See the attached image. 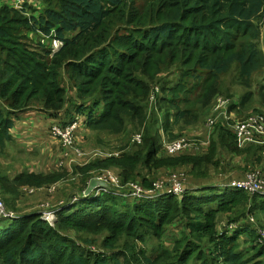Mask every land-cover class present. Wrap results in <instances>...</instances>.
I'll return each instance as SVG.
<instances>
[{
	"label": "trees",
	"instance_id": "obj_1",
	"mask_svg": "<svg viewBox=\"0 0 264 264\" xmlns=\"http://www.w3.org/2000/svg\"><path fill=\"white\" fill-rule=\"evenodd\" d=\"M22 1L0 0V164L15 141L17 117L38 110L53 120L50 129L82 121L87 130L120 136L116 152L73 167L78 195L93 171L106 168L116 169L121 185L133 181L149 188L173 172L207 178L209 168L219 164L222 170L224 154L242 157L252 169L264 166V144L238 147L221 122L206 150L176 156L164 150V138L177 139L182 127L198 122L197 115L189 117L190 97L212 95L233 66L241 94L231 99L229 112L263 113L264 0H43L37 15L18 7ZM28 33L62 45L52 52ZM61 76L72 81L70 89ZM191 81L200 82L199 93ZM134 132L141 140L129 148ZM13 166H0V198L16 213L23 187L48 188L70 175L65 168L13 172ZM161 170L169 172L162 176ZM108 195L64 200L54 226L36 211L0 221V264H264L259 225L230 230L224 227L230 222L222 221V231L216 229L223 213L264 214V196L186 182L181 196ZM179 223L183 231L170 235L168 225ZM94 237L102 250L91 245ZM128 239L147 248L116 252Z\"/></svg>",
	"mask_w": 264,
	"mask_h": 264
},
{
	"label": "rangeland",
	"instance_id": "obj_2",
	"mask_svg": "<svg viewBox=\"0 0 264 264\" xmlns=\"http://www.w3.org/2000/svg\"><path fill=\"white\" fill-rule=\"evenodd\" d=\"M42 6H43V0H24V1H22V3H20L18 5V7L24 8L25 12H26V10L28 13L35 12L34 13L35 15L42 13V11L44 10V7L42 8ZM27 36H28V38L33 39V41H43L46 44V46L50 47L52 38H44L42 35L38 36L36 34H31V33H28ZM237 74H238V71H237L236 67L233 66L229 72L225 73L224 75H222L219 78L218 85L215 87V89H213L215 92L212 93V95H211V93L209 94V96H208V94H206L204 96L205 98L203 101L196 100L194 97H190L189 101L186 103L187 109L190 111L189 117L191 118V116L197 115L196 118L198 119V122H196L192 125H189V126L182 127L181 130L185 129V131H184V133H182L179 136V138L177 137V139L186 140L190 144V146H192V149L194 150V152H199L201 150V145H203L204 143L207 144L206 147H208V145L210 143L211 136L213 134L212 133L213 128L210 129L207 126L206 120H207V118L212 116L213 107L215 108L216 103H217V99L218 98H226V99H229L231 101V99H236L238 97V95L241 94V92H237L238 89H236V87H235V84H236L235 79H236ZM176 76H177V74L170 75L171 78H175ZM257 76H259V75L253 76V82H252L253 86L257 85L256 84ZM60 82L62 83V85H64V87H67L68 89H70L72 86V81H68V79L64 78L63 76L60 77ZM191 83L195 85L196 93H199L200 91H199L198 87H200V82L191 81ZM220 85L223 86V87H221V89H220ZM218 91H220L221 93H217ZM232 94H234V98H233ZM195 95H193V96H195ZM183 105L185 106V104H183ZM36 107H38V106H36ZM256 107H259V106L256 105ZM33 112L36 114L37 117L40 118V120H37V124H40V125L36 126V128L38 129V133H34L33 136L29 137L26 145L24 143L18 141V140L13 141L7 150L8 155H7L6 161H8V163H11L14 165L13 169H12L13 172L25 170V168H27V164L31 163V162L33 163V166H30V169H34L37 171L47 170L48 172H50V171L60 170L62 168H65L66 170L69 171L70 175L67 176L65 180L63 179V180L59 181L58 183L52 184L48 188L41 187V188L47 189L48 192H47V194L40 196V198H41L40 205L39 204L36 205L33 203L32 204L21 203L18 205L22 208L21 209L18 208L17 213L24 214V213L30 212V211H36L38 213L40 212V215H41L42 219L44 220L45 215H43V214L58 210L60 207H62V205L65 204L64 200L67 201L69 198V200L72 201L75 196L76 197L81 196V195L77 194L81 188V183L78 180L79 175L78 174H75V175L72 174L73 167L75 165H82L83 162H86V161L88 162L89 160H91L97 156L105 157L107 155L109 156L110 152H112V151L116 152L117 150H114L113 146L117 145L119 143L120 136H118V135H106L104 133H97V132H94L91 130H87L86 128H84V125H82V121H79L80 123L78 124L77 130L75 132L74 144L72 146H64L59 140L54 138L50 133V130H51L50 126L52 124L50 117H48L46 115V113L38 112V110H33ZM250 114H251V112L249 111L247 113V115H245V116H243V114H242V115H239V118H233L234 120H231L229 125L230 126L233 125L235 120H243V119L247 118ZM44 118L47 121V125H46V122L43 121ZM80 120H82V118H80ZM217 123H220L219 120L217 121ZM78 130H79V133H77ZM136 133H139V132H134L130 136L129 148L133 144V141H131V140H132L133 136L136 135ZM79 136H80V138L78 140ZM162 136H163V134H162ZM231 138L234 141L233 134L231 135ZM126 139H127V136L125 137L124 142L126 141ZM172 140H175V139L169 140L167 138H164L165 142L166 141L169 142ZM24 145H25V147H24ZM22 147H23V149H22ZM26 148H27V152L25 150ZM48 150H51V151L48 152ZM180 153H178L177 155H180ZM49 154H53L56 158L50 157ZM174 156H176V155H174ZM223 156H224V158H228V155H226V154H224ZM0 160H3V158L0 157ZM232 162L236 163L237 165H240L241 168L240 169L231 168V169H227V170L223 171V170H220V165L218 164V169H214V168L208 169V173H207L208 177L207 178H204V179L199 178V180L187 178L186 183H187L188 187L194 186L197 184L205 185V186H208V185H215L216 186L219 183H222L223 180H226V179H224V178H226L225 176H228V175L234 174V173L239 174L241 172V170H244L245 173L249 171L245 168L243 169L242 168L243 163L240 164L239 162H236V158ZM3 165H4V161L1 162L0 166H3ZM225 166H226V164L224 162L221 168L224 169ZM104 170H106L105 172H107V171L113 172L116 176H118L116 174V169H114V168L100 169L97 171H93L92 173L95 177V176L101 174L102 171H104ZM168 172H169L168 170H161L159 172V174L162 176H166ZM44 173H47V172H44ZM242 174L243 173L239 174L240 178L243 176ZM94 177H92V178H94ZM164 178H166V177H164ZM240 178H238V179H240ZM234 180H237V179H234ZM130 182H132V181H130ZM220 187L223 188V186H220ZM25 188L26 189H32V190L40 189V187L39 188H32V187L27 188V187H25ZM228 188L229 189H235L234 187H232V188L228 187ZM235 190H237V189H235ZM94 193L95 192L92 191L88 195L89 198L94 196ZM27 195H30V194L23 193V195L21 196V198H23V202L26 201L25 199H26ZM106 195H108V194L102 193L101 197H104ZM189 197H190V195L188 194L187 199H189ZM59 202H62V204H58ZM126 203H132V202H131V200H129ZM257 212H258V214H262L264 216L262 211H257ZM257 212H254V215H252V217L254 219V223L248 224V225L254 226L255 224H257L260 227L257 226L256 229L261 228L264 230V217L259 216L257 214ZM55 217H56V219L54 218L55 220L53 219V221H48V220H46V221L51 226H54L56 221L58 220V213H55ZM239 218H241L240 220H244V222H246L248 216H246V214L243 215L241 209L237 210L236 215H234V216L232 213H226V214L223 213V216L220 217L219 221L217 222V227L223 226V223H221L222 221H224V223H225V221L230 222V223H234V220H235V222H237L236 219H239ZM3 223L4 222H0V227L3 226ZM217 227H216L217 231L218 230L222 231L221 227H220V229H218ZM176 228H177L178 232L181 233L183 231L184 225L179 223L178 227L176 226L174 228H171L168 225L167 231L168 232L170 231L169 234L171 235V234L175 233ZM70 234L73 235L74 232L71 231ZM94 238L96 240V243L91 244V245L95 248L101 249V247L99 245L100 244V237H94ZM165 240L166 239L164 236V242H165ZM124 241L122 240V242H124ZM167 242L169 245L174 241L170 240ZM125 244L126 245L124 247H120V246L116 247L115 251L117 252V251L124 250V249L128 250L130 248V246H132V245L136 246V249L140 250V251L143 248H147L146 245H142L139 241H137V240L133 241L132 239H128ZM130 252H131V250H130Z\"/></svg>",
	"mask_w": 264,
	"mask_h": 264
},
{
	"label": "built area",
	"instance_id": "obj_3",
	"mask_svg": "<svg viewBox=\"0 0 264 264\" xmlns=\"http://www.w3.org/2000/svg\"><path fill=\"white\" fill-rule=\"evenodd\" d=\"M61 41L52 38L50 48L52 52L57 51L61 47ZM158 88L155 87V92ZM231 101L226 98H218L215 108L213 107V114L207 118V126L212 129L218 120H230L231 117L228 114L229 105ZM79 122L73 121L68 123L66 126L53 125L51 127V135L59 140L64 146H72L75 140V132L77 130ZM234 141L238 147H243L246 144H264V113L257 112L250 114L243 120H235L231 126ZM141 137L136 134L132 141L140 142ZM190 144L184 139H175L164 144V150L169 155H176L184 151ZM264 156V151H263ZM102 171L101 174L95 176L103 182H106V187H98L94 190V196L98 194H119L123 197L131 198H143V199H154L164 194H173L181 196L185 190L186 178L183 173L173 172L168 177L156 180L151 184V187L144 188L138 182H128L125 185H121L119 178L110 171ZM228 187H234L238 190H243L252 195L264 196V166L257 167L244 173L240 179L233 180L231 183L225 185ZM93 197V196H92ZM89 196H85L82 192L80 197H74L73 202L76 200H85ZM71 201V203H72ZM70 203V204H71ZM62 204V202H61ZM57 211V210H56ZM56 211L45 213L44 220L53 221ZM40 213V212H39ZM22 214L7 210L3 200L0 198V221L4 219H14L21 217ZM54 219V220H55ZM254 223L253 217L247 218L246 222L230 223L224 225V227L234 230L237 227L249 226L248 224ZM221 227V226H220ZM219 227V229H220ZM222 229V227H221ZM259 234L258 241L264 242V230L261 228L257 229Z\"/></svg>",
	"mask_w": 264,
	"mask_h": 264
},
{
	"label": "crops",
	"instance_id": "obj_4",
	"mask_svg": "<svg viewBox=\"0 0 264 264\" xmlns=\"http://www.w3.org/2000/svg\"><path fill=\"white\" fill-rule=\"evenodd\" d=\"M259 106V105H258ZM261 107V106H259ZM262 111L264 113V107H262ZM228 114L230 115L231 119L230 120H219V122H221V124L223 126H226L227 125V128L231 129L232 131V128L231 126L229 125L231 120H234L233 118H239V116H237L236 114L232 113L231 111L228 112ZM37 120H40L39 117L36 116V114L34 112H27L25 114H22L20 115L19 117H17L16 121H15V126L14 128L12 129V134L15 138V140H18L22 143H24L26 145L27 141H28V138L33 136L34 133H38V129L36 128V126L40 125V124H37ZM44 122H46V125H47V121L46 119L44 118L43 119ZM51 121L53 122V120L51 119ZM50 121V122H51ZM80 136L78 137V140H79ZM24 145V147H25ZM207 144L204 143L203 145H201V150L200 151H203V150H206V147ZM27 147V146H26ZM23 149V147H22ZM26 152H27V148L25 149ZM51 150H48V152H50ZM264 151V150H263ZM263 151H262V155H263ZM182 154L185 153V154H191V153H194V150L192 149V146H189L187 147L184 151L181 152ZM50 157L52 158H56L53 154H49ZM264 157V156H263ZM236 158V162H239L240 164L243 163V169H247V170H250L253 168L252 164L249 162V163H246L242 157L240 156H234L232 158H226V166L224 169H222L223 171L227 170V169H240V165H237L236 163H233L232 161ZM5 163H8V161H4ZM87 162V161H86ZM86 162H83V164H85ZM30 166H33V163H28L27 164V170L29 171H34V172H48L47 170H44V171H37V170H34V169H30ZM242 166V165H241ZM187 169H189L187 167ZM243 173L244 174V170H241V172L239 174ZM237 174V173H234V174H230L228 176H225L226 180H223L222 183H219L218 185L219 186H223V187H226L225 185L231 183L234 179H238L240 178V175ZM242 174V175H243ZM241 175V176H242ZM189 178V177H188ZM48 190L45 189V188H40V189H26L25 187H23V193L25 194H30V195H27L26 197V201L23 202V198H19L18 201H17V205L23 203V204H36V205H40V196L44 195V194H47ZM61 203V202H59ZM22 208V207H21Z\"/></svg>",
	"mask_w": 264,
	"mask_h": 264
},
{
	"label": "water",
	"instance_id": "obj_5",
	"mask_svg": "<svg viewBox=\"0 0 264 264\" xmlns=\"http://www.w3.org/2000/svg\"><path fill=\"white\" fill-rule=\"evenodd\" d=\"M106 182H103L97 178H92L89 180L86 189L83 191L85 196H88L92 191H94L98 187H106Z\"/></svg>",
	"mask_w": 264,
	"mask_h": 264
}]
</instances>
